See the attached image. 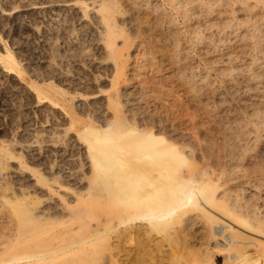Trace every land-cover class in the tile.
I'll list each match as a JSON object with an SVG mask.
<instances>
[{"label": "bare ground", "instance_id": "6f19581e", "mask_svg": "<svg viewBox=\"0 0 264 264\" xmlns=\"http://www.w3.org/2000/svg\"><path fill=\"white\" fill-rule=\"evenodd\" d=\"M14 1L19 2V6L15 9L6 8L7 4L14 3ZM219 1H222L221 4H218L219 6L224 4L223 0ZM235 1L238 5V11L243 13L246 18L241 20L235 17V25L233 22L227 21L228 23H225L224 28L234 26L237 29L239 28V30L241 29L243 31L242 40H253L252 43L254 42V48L257 51L260 46L259 43L264 42L261 36L262 33L260 35L255 34L256 31L252 33L251 29H257L256 24L260 19H263L264 0ZM210 2L213 3L212 1ZM211 3L209 5L204 2L202 5L205 9L207 8V11L209 10L211 12L212 5L215 4ZM258 11L262 13V18L257 16ZM67 13L73 16L80 29L88 33L87 36L91 38L90 41L95 42L94 45L96 48H93L101 56V59H99L100 61L102 60L101 63L96 64L95 58H91L92 56L90 55L86 58V61L84 60L85 58H82V61L88 62L91 67L98 65V68L110 74L108 76L109 79H103L104 83L109 84V89L104 92V96L99 95L102 93L101 91L99 93H88L87 90L93 87V82H88L85 78L87 76L84 77L81 74L83 71L81 66L83 64L80 67L78 66L73 72L71 71V73L64 72L63 70L65 69L61 70L57 65L48 62L47 70L48 75H51V77L40 80V75H36L38 76L36 77L27 73L26 69H30V67L23 66L22 62H24V59L23 61L20 60L22 56L18 59L12 51L3 45V39L0 37V46L2 47L0 51V67L2 68V72H0V86L3 85L4 87L6 85V83L4 84L5 80H18L26 89V93L38 100L39 106H45L44 111L47 113V116L45 118L43 117L44 123L42 121L45 125L40 126L41 128H38V131H35L36 129L34 131H30L29 129L24 131L23 129L22 139L18 141H11V139L10 143L8 141H0V187L8 191L7 186L9 185L6 186L4 179V182H2L1 175L3 176L4 171L9 169L8 177L26 180L28 186L25 189L30 190L32 194L41 191L48 195V199L55 200L57 198L59 202H64L65 204L62 205H66L68 212L64 210L71 215V218L72 216L73 218L78 216L82 217L86 212L87 214L93 213L90 209H93L96 213H106V215H109V223L111 222V225H113L116 221L115 225L107 227L102 236H99V232H96L97 229L93 232H95L94 235L96 238L99 236V239H96L97 241L99 240V243H94L97 249L96 254H101L104 258L106 252L113 253L111 256L112 260L108 257L110 264H117L114 252L121 251L127 252L130 255L126 264H137V262L138 264H264V204L259 205V203L254 201L250 202V200L242 201V196L239 198V195L231 194L229 188H222V190L220 189L221 192L217 194L216 192L219 189L216 187V184H212L214 179L212 177L213 174H210L211 171L207 167L205 168L207 164L203 166L201 163L204 156L198 153L195 147L188 148L187 150L184 147H180L181 143L179 141L183 142L182 146H186V139H184V136H182L183 139L176 137L175 130L168 131L170 132V135H168L170 138L162 135V133L161 135L160 133H150L148 135L147 124L149 123L147 122L150 119V113L156 111L158 108L157 104L163 100L160 97H154V93L150 95V92H146L147 89L145 91H142L143 89L140 91L135 88L133 91L126 90L127 83L132 79L129 78V75L127 76L129 61L132 57V45L130 41L132 38L129 39L130 35H126L124 33L125 29H120V27L123 23L133 26L132 24H134L135 20H132L134 16L131 15L134 12L132 14L128 13L127 15V12L121 9L118 0H0L1 21H7L12 17H15L16 20H22L24 16L33 18L36 15L38 17L39 15L44 16V18L50 15L52 20L55 21ZM31 24L28 26V24L23 23L21 24V28L32 30V35L36 38L39 30L36 28V24ZM125 24H123L124 27L131 28L128 25V27L125 26ZM69 25L66 28L67 33L71 29ZM261 29L259 30L263 31ZM256 35H259L260 39L262 38L259 40L261 42L254 41L256 37L258 38ZM261 46L263 47L264 45ZM81 48L83 49V46ZM93 48H91L92 51ZM58 51L60 52V49L56 50V53ZM263 51L264 49L262 48L261 52ZM259 54L257 52V55ZM33 73L36 72L34 71ZM97 78L98 76L94 77V85L96 84ZM25 98L31 99L29 96ZM42 115L44 116V114ZM153 117L155 119V115ZM36 121L38 120L36 119ZM157 123L161 126L164 124V121L162 119ZM24 137L30 138L31 141H26L27 138L24 141ZM189 143L188 145H190ZM107 144L116 145L117 150L114 149V146L113 150L111 146L108 148ZM105 145L108 150L102 154L101 150ZM232 151L230 150L228 152L233 154ZM198 155L202 158L199 159ZM243 156L245 155L243 154ZM236 157L238 158L239 156ZM102 171L107 176L106 178L103 177V174V176L101 175L102 178L100 177L99 173ZM6 176L5 178H8ZM219 178L222 177L219 176ZM83 184L87 185V193H80L83 190L78 191L80 189L78 187ZM6 190L4 191L7 192ZM18 191L19 193H16L20 198L26 194L23 192L24 189H18ZM17 194L1 195L5 196L3 200L9 205H12L14 202L16 204H22V202L26 205L29 204L28 202L30 200L22 201L24 197L22 200L19 199L17 201L13 196H17ZM35 196L37 197V195ZM35 196L34 198H36ZM69 196L74 200L67 199V201L64 199ZM261 198L260 203L262 202ZM52 200H49V203L53 204V202H50ZM105 202L109 203L108 210L104 208ZM55 205L53 206L54 208L52 207V215L53 212L58 215V213L63 211L60 208L62 207L61 204L59 206ZM20 206L18 208H23ZM29 206H33V204ZM120 207L124 209L122 214L120 213L122 212ZM191 207L192 209H190ZM28 208H23L24 210L26 209L23 213L13 214V217L17 218L18 221V231L16 234H14L15 231L13 232L18 238V243L26 237H31L33 240L38 239L36 242H42L41 244L35 245V248L41 249L43 253L48 252L47 256H53V253L60 249L62 252L63 246L69 240L66 236L71 230L68 233H63L66 234L62 235L63 239H61L62 236H59L62 240L60 244L50 243L48 239L58 234L55 229L59 225L52 226L50 224L53 219H51V214L49 215L47 213L48 211L46 212L48 208L43 211H41L40 207V211L32 209L35 208L34 206ZM193 211L196 213L194 212V214ZM55 220L57 219L55 218ZM201 222L208 229V232H205L206 234L204 236L202 234L205 240H207L206 247L201 245L203 250L204 248L206 249V252L204 250L202 255H194L192 257L195 252L193 251V253L189 250L191 252L190 254L188 253L189 251L187 252L189 256L183 255L184 249L186 250L189 245H184V241L197 238V234L191 230L192 228L195 229V226ZM70 234L68 236L72 237ZM59 237L58 241H60ZM54 239H52L53 242L57 240V238ZM4 243L6 244V242ZM196 245L194 246L196 247ZM171 248H173L172 252L170 251L172 250ZM5 249L6 253H9L7 255L4 253V257L1 256L2 262L8 264L13 262V257L15 256H13V252L11 254L12 256L10 255V251H13L11 242L7 243ZM191 249L194 250L195 248ZM20 252H22V249ZM111 253L107 255L110 256ZM199 253H202L201 250ZM25 254L29 256L31 253ZM34 255L37 256V254ZM249 255H254L255 258L251 259ZM184 256L186 258H194L196 256V259L191 263L189 262L191 259H185ZM256 258L258 259L253 261ZM40 259H44L43 256ZM39 260L35 261V263H43L41 262L42 260ZM221 260H223L222 263ZM45 261L48 260L45 259ZM66 261L68 262V260Z\"/></svg>", "mask_w": 264, "mask_h": 264}, {"label": "rangeland", "instance_id": "374dc122", "mask_svg": "<svg viewBox=\"0 0 264 264\" xmlns=\"http://www.w3.org/2000/svg\"><path fill=\"white\" fill-rule=\"evenodd\" d=\"M118 1L120 3L121 9L127 12V15L128 13L132 14L134 12L133 15L131 16H134L132 20L133 19L135 20L134 24H132L133 26L121 22L125 24V26L127 25L130 26L132 30L128 26H127L128 28L124 27L123 24L120 27V29L121 28L125 29L126 32L124 30L123 31L124 33H126V35H130L129 39L132 38L130 39L132 48L131 47L130 48H131V56L133 58L131 57L129 61V67L127 69V73H128L127 76L129 75L130 76L129 78L132 79L130 80L129 83H127L126 90L133 91L135 88L140 91L142 89H143L142 91H145V89H147L146 92H150L151 93L150 95H153L154 93L153 95L154 97H158V98L160 97L161 100H163V101H159V104H157L158 106L157 110L150 113L152 118L150 116L149 117L150 119L147 122L149 123L147 124L148 127L147 133H149L148 135H150V133L151 134L160 133L161 135L162 133V135L170 138V136H168L170 135V132L168 131L175 130L176 137L183 139L182 136H184L185 137L184 139H186V143L184 142L186 146H182L183 142L179 141V143H181V146L180 144H178L180 147H184L185 150H187L188 148L191 149L192 147H195V150L198 153H200L202 156H204L203 159L202 157H200V155H198L199 159L202 158L201 160L202 165L205 166L207 164L205 168L207 167V169L211 171L210 174H213L212 177L214 179L212 181V184H216V187L219 189L216 192L217 194L221 192L222 188L223 189L229 188L231 190V194L232 193L235 195L237 194L239 195V198L242 196L243 199L245 196L244 200L241 198L242 201L250 200V202L254 201L259 203V205H263L264 203L262 202H264L263 201L264 200L263 199L264 198V172H263L264 171V115H263L264 114V53L263 52L264 51L261 52V49L262 48L264 49V46L262 47L261 45H264L263 44L264 16H262L263 19L262 20L260 19L256 24L257 26L256 28L259 30L262 27L261 30L263 31L260 30L258 31L257 29H251L252 33H254L255 31H256L255 34L260 35L262 33L261 36L263 37V39L261 38L263 40L262 41L263 43L261 44L259 43L261 48L260 46L258 47L260 51L259 49H257L256 51L253 44L254 42L252 43L253 40L252 41L249 40L250 42L242 40L243 31L241 29L239 30V28L237 29L234 26H232L231 28H224L225 23H228L227 21L229 22L231 21L235 25L236 22L235 17L241 20L242 19L244 20L246 18V16L243 13L238 11L237 8L238 5L236 4L237 2L235 0L229 2L223 0L224 4L220 6L218 4H221L222 1L219 0L217 1L216 0H195V1L194 0H177V1L176 0L173 1L172 0H118ZM210 1H212L216 5L211 3ZM202 2L203 3L206 2L208 4L211 3L214 5V6L212 5L211 12L209 10L207 11V8L205 9L203 7ZM10 4H9L10 6L7 4L6 8L15 9L17 6H19V2H15V1L14 3L12 2ZM132 8H134L133 11ZM197 13H201L202 15ZM261 14L262 13H259V11L257 12V16L261 17ZM43 18L44 16L39 15L38 17V15H36L33 18L24 16L22 17V20H16L15 17H12L7 21H1L2 19H0V37H2L3 39V45L8 50L12 51L15 54V56L18 57V59L22 56L20 60L23 61L24 59V62H22L23 66L28 68L30 67V69H26L27 73L32 76L40 75L39 76L40 80L51 77V75L50 76L48 75V70H47V66H48L47 64L49 63L57 65L61 70L65 69L63 70L64 72H71V71L73 72V70H75L76 68H78V66L80 67L81 64H83L81 66L83 68L81 74L84 77L87 76L85 78L87 79L88 82H93V87L87 90L88 93H99V91H101L102 93H100L99 95L104 96L105 95L104 92H106L109 89L108 88L109 84L104 83V80L106 78L109 79L108 76L110 74L105 70L98 68L97 67L98 65L95 67L93 66L91 67L88 64V62H85L87 60L86 58H88L89 55L92 56L91 58L93 57L95 58L96 64L101 63L102 61L99 60L101 59V56H99V54L95 50L96 48L94 45L95 42L92 40L90 41L91 38L87 36L88 33L77 26L76 20L69 13L64 14L63 16H61V18L55 21L52 20V17L50 15H47L44 19ZM23 23L28 24V26L31 23L36 24L37 26L36 28L39 30V33L36 35V38L34 37V35H32L33 34L32 30L28 28L27 29L21 28V24ZM68 24H70L69 26L71 28V29L69 28L70 29L68 31L69 33H67L66 30ZM119 26H120V22H119ZM222 28H224L225 31ZM259 35H256L258 36V38L256 37L254 41L261 40ZM81 45L83 46V49L81 48L82 47ZM84 47L86 48L84 49ZM250 47L252 48L250 49ZM91 48H93V51ZM59 49L60 52L58 51L56 53V50ZM1 50L2 47L0 46V51ZM257 52L258 54L259 53L260 54L257 55ZM81 54L83 55L81 56ZM252 55H254L255 57ZM256 56L259 59H257ZM82 58L83 59L85 58L84 59L85 61H82L83 60ZM61 62L63 63L60 64ZM32 68L33 70L35 68L34 71L36 73H33L34 71L32 70ZM1 69L2 68L0 67V72H2ZM97 76H98L97 78L98 81L96 80V84L94 85V77ZM5 81L4 84L6 83L7 86L6 85H5L6 87L5 86L3 87V85L0 86V113H1L0 141H8L10 143L11 139H12L11 141L13 140L18 141L22 139V134L26 129H29L30 131L31 130L34 131V129H36L35 131H38L41 128L40 126L45 125L43 124L44 123L43 119L47 116L46 115L47 113H45L44 111L45 106L43 105L39 106L38 100L35 99L32 95H28L25 91L26 89L20 84L18 80L9 79ZM23 90L25 91V93ZM156 91L157 94L155 95ZM28 96L31 97V99L25 98ZM25 99L28 100L26 101ZM42 114H44V116ZM154 115H155V119H153ZM26 116L28 119L26 118ZM36 119L38 121H36ZM158 119L159 120L163 119L164 124L160 126V124L157 123L159 121ZM26 125L27 126L29 125L28 128ZM25 126L26 128H24ZM26 138L27 137H24L23 140L25 141ZM27 139L26 141L28 142L31 141L30 138ZM188 142H190L189 143L190 145H188ZM107 146L108 148H110L109 146H111L112 150L114 146V149L117 150V146L114 144H110V145L107 144ZM103 148L101 150L102 154H104L105 151L108 150V148H106V145L105 147L103 146ZM230 150L231 151L233 150L232 153L234 155L228 152ZM237 150L239 151L237 152ZM243 154L245 156H243ZM230 156L233 157L231 158ZM236 156L239 157L237 158ZM229 159L231 160L229 161ZM212 165L220 169L218 170L217 168H214ZM222 168H224L223 169L224 172L223 171L220 172ZM214 169L217 170L215 171ZM231 169L234 171H232ZM7 171H4V174L2 173L4 177L1 175V178H2V182L6 181L4 182L6 186L9 185L7 186L8 191L6 189H2L3 187H0V196H1L0 197L1 199L0 200L1 201L0 202V210H1L0 211V264H4V262H2V257H4L9 253V252L6 253V249H5V246L7 245L8 242H11V244L13 245V251H10V255L12 254V252H13V256L15 255L13 257V262L8 264H36L37 262L35 263V261H38L40 258H42V256L44 259H40L39 261L42 260L41 262H43L44 264H107V263L110 264V260H112L111 256L113 255V253L106 252V255L103 258L101 254H96L97 249L94 243L95 242L97 243L99 240L97 241L96 239H99L98 237L100 235L101 236L103 235L107 227L115 225L116 221L113 223V225H111V222L109 223L108 220L109 215H106V213H102V214L96 213V211H93V209L90 208L89 209L93 213L87 214L86 212L84 214V215L87 214L85 217H83L84 215H82V217L78 216L80 219L78 217L73 218V216L71 218L70 217L71 215L67 213L68 209L66 205H62L65 204L64 202L62 203V201H60L61 202L60 203L57 198H55V200L53 199L54 201L52 199H48V195L45 192L40 191L32 194L30 190L28 191L27 188L25 189V187L28 186L26 180L17 179L12 177L11 175L9 176L12 178H9L8 177L9 169ZM218 173H220L219 176H221L222 178H219V176H217ZM99 175L101 178L102 176L104 178L107 177L103 171L99 173ZM5 176L8 178H5ZM19 180L22 181L20 182ZM18 189H24L23 192L24 194L26 193L21 198L17 194L19 193ZM78 189H79L78 191L80 190L84 191V192L80 191V193H87L86 184H83L82 186L78 187ZM4 190H6L7 192H5ZM14 193L15 195L17 194V196L13 195L17 199V201L19 199L22 200V198L24 197L22 201L30 200L28 202L29 204L27 203L28 205H26L23 204V202L22 204H18V203L16 204V202H14L12 205L6 204L3 200L6 194L9 195ZM34 194L37 195V197ZM252 194L255 195L253 196ZM33 195L36 198H34ZM256 195L258 196V198ZM251 197L252 199H256V198L257 199L252 200ZM260 198L262 204L260 203ZM64 199L74 200L72 199V197L70 198V196L65 197ZM49 200H52L50 202H53V204L49 203ZM46 201L48 202L49 205L47 204ZM32 204L35 207L32 209H35L37 211H40L39 207L41 211L48 208L46 209V212L48 211L47 213L49 215L51 214L50 215L52 217L51 219H53L50 224L52 226L59 225L55 229V231L58 234L48 239L50 243L60 244L62 241L61 239H63L62 235H66L63 233L64 232L68 233L71 230L70 233L72 234L68 233L66 236L67 239H69L70 241L69 240L66 241L67 243H65V245L63 246L62 252L60 251L61 249L57 250L58 251L57 254H56L57 251H55L53 253L54 257L47 256L48 252L43 253L41 249L35 248V245L42 243L39 241L36 242V240L38 239H34L35 240L34 241L33 238L26 237L25 239L20 240L19 241L20 243H18V238L16 235H14L18 231L17 230L18 221L17 218L13 217V214L25 212L26 209L24 210L23 208L29 209L28 207L30 208L33 207V206H29ZM54 204H56L55 206L57 205L59 206L61 204L62 207L60 208L63 211L66 210L67 212L62 211L61 213H58V215L53 212L52 215ZM19 206L23 208H18ZM108 206L109 203L105 202L104 208L108 210L109 208ZM193 207L196 208L194 205ZM190 209H192V207ZM123 210L124 209L121 208L122 211L120 212L121 214L123 213ZM194 212L195 211H193V213ZM53 216H55L57 220H55ZM63 218H65L64 221ZM204 225L205 224L201 222L198 225H196L197 227L195 226V229L192 228L191 231L192 232L194 231L193 233L197 234V238L184 241V245H188V244L189 245L188 248H186L185 246L186 250L184 249V252L185 251L186 252L185 253L183 252V255L189 256L188 253L190 254L191 252L194 251L195 253L194 252H193L194 254L192 253L193 254L192 257H193L194 255L199 256L202 255L204 252H206V249L204 248L205 250L204 251L201 246L204 245L206 247L205 244L207 241L203 237L204 234L208 232V229H206L205 228L206 226ZM95 229H97L96 232H99L98 233L99 236L97 238L94 235L95 232H93L95 231ZM69 234L72 237H69L68 236ZM59 236H62V238ZM55 237L57 238L56 240L57 242L56 241L53 242L52 240ZM58 237L60 241H58ZM66 237L64 236V238ZM4 242H6V244ZM184 245L182 246L184 247ZM194 245H196V247ZM29 246L31 247V249ZM191 248H195V249L192 250ZM21 249L22 252H20ZM171 249L172 250L170 251L172 252L173 248ZM200 250L202 253H199ZM4 253L5 255H3ZM18 253H20V255H18ZM25 253H31V254H29L28 256V254ZM33 253L37 254V256L34 255ZM109 253H111L110 256L107 255ZM114 254L116 255V256L114 255V257L117 264H122V262L123 264H126L127 259L130 258V255L124 251L117 253L114 252ZM185 256H184L185 259L188 260L191 259L189 261L191 263L196 259V256L194 258L192 257L186 258ZM108 257L110 258V260ZM249 257L251 259L255 258L254 255L253 256L249 255ZM45 259L48 261H45ZM65 259L68 260V262ZM257 259L258 258H256L253 261H256ZM51 260H53L52 263ZM222 261L223 260H221V263ZM43 263H37V264H43Z\"/></svg>", "mask_w": 264, "mask_h": 264}]
</instances>
